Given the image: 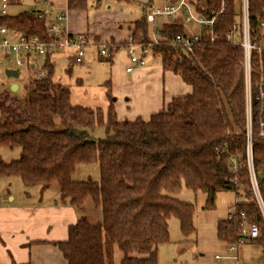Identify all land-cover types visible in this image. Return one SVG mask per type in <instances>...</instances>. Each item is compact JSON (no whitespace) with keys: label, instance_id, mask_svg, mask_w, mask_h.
<instances>
[{"label":"trees","instance_id":"16d2710c","mask_svg":"<svg viewBox=\"0 0 264 264\" xmlns=\"http://www.w3.org/2000/svg\"><path fill=\"white\" fill-rule=\"evenodd\" d=\"M101 1L96 0V8ZM235 2L197 0V11L207 17L225 6L215 30L219 37L214 42L203 34L192 53L165 43L152 48L150 57L160 58L163 69L178 75L192 92L174 97L148 120L139 117L120 121L111 90L107 113L100 108L72 105L70 87L55 78L51 55L44 63L45 77L34 78L27 87V99L0 92V147L21 150L19 160L0 162V175L17 177L28 188L57 182L61 204L81 210L91 199L101 207L99 224L79 220L69 227L67 241L52 243L68 264H106L104 238L123 252L121 264H158L159 247L170 240L171 218L179 220L184 235L196 231L195 206L174 198L183 187L205 193V209L214 207L221 192H244L243 201L233 206L235 218H227L218 225V239L227 245L237 242L241 212L264 227L249 191L243 158L244 49L226 38L236 21ZM67 3L71 11H85L89 7V0ZM249 15L250 38L259 41L264 0H249ZM3 24L27 37H39L43 42L49 39L46 19L40 20L30 11L10 15ZM135 24L133 43L140 48L150 42L151 25L146 14ZM164 27L170 34L184 32L181 25ZM112 58L113 55L111 62ZM257 59V54H253L254 149L256 169L262 172L264 137L258 132L259 103L255 100ZM98 127L104 129L105 137L90 139L89 133ZM233 157L240 161L237 180L230 171L229 160ZM93 163L100 168L99 182L73 180L77 165ZM261 185L264 198L263 181ZM256 243L264 244V238ZM134 253L139 256H132Z\"/></svg>","mask_w":264,"mask_h":264},{"label":"rangeland","instance_id":"374dc122","mask_svg":"<svg viewBox=\"0 0 264 264\" xmlns=\"http://www.w3.org/2000/svg\"><path fill=\"white\" fill-rule=\"evenodd\" d=\"M38 1V0H37ZM63 4L65 1L60 0ZM55 0V7L60 3ZM11 15H18L25 11L41 10L45 11L48 7L44 3H39L37 6H32V0H11ZM235 17L236 22L241 23L243 20V0H236L235 2ZM185 30L195 31L196 28H188ZM151 35V33H150ZM124 51V50H123ZM68 57H55V78L61 83L68 85L71 90V103L74 106H82L92 109L100 108L104 113H107L110 105V98L108 91L111 90L112 98L115 102L125 107H133L136 111L139 110L140 105H143L142 96L143 92L153 90L155 93L161 94L166 90L167 94H183L186 92V84L172 79L170 83L165 82L162 78H156L153 85L139 83L133 88L136 93L131 95H124L118 98L111 87V61L108 57H102L99 49L92 48L90 51L86 50V55L83 63L77 64L76 53L73 50L66 52ZM136 54L140 55V51L136 50ZM51 56V57H52ZM129 56V54H128ZM54 58L55 61H54ZM130 58V57H129ZM52 59V58H51ZM45 60L44 57L37 59L38 66ZM71 60V61H70ZM147 64L161 65V59H154L150 56L146 57ZM74 63V64H73ZM152 63V64H151ZM73 65V66H71ZM120 63H117V71L120 70L121 78L123 69ZM39 67L31 69L28 66L15 67L0 65V92H9L13 97L21 100L28 98L27 87L31 84L32 80L39 78ZM120 68V69H119ZM122 69V70H121ZM17 71L18 76H8L7 71ZM46 75V73H45ZM110 85H109V84ZM169 86V88H168ZM119 93H126V85L121 80ZM138 97V99H137ZM130 100V101H129ZM133 100V102H131ZM130 103V104H128ZM145 105V103H144ZM128 108H125L126 112ZM117 109V108H116ZM117 115L121 118V114L116 110ZM129 112L126 114L128 118L133 115ZM126 120V119H124ZM130 121V119H128ZM105 137L103 128L98 127L93 132L89 133V138L97 140ZM20 148L9 149L0 147V162H12L19 160ZM73 180L76 182H87L89 180L94 182L100 181V168L97 163L93 164H80L77 165ZM14 194L15 201L13 202L6 193ZM10 194V196H11ZM177 200L186 203H192L195 206L193 216V223L195 233L191 235H184L181 231V225L177 218L173 217L169 221V242L161 245L158 250V264H236L237 262L229 259L216 260V256H237L240 264H264V244L250 243L241 246L237 252L229 253L227 251V244L218 239V225L221 221H225L233 209L235 203V192L224 191L217 195L215 205L211 209H205L207 196L203 192H193L187 187L174 196ZM40 200L44 203L40 204ZM61 206L60 202V187L57 182L49 186H35L26 187L21 180L17 177L6 178L0 175V207H4L5 211L12 210L17 212L16 209H26V214L22 218H12L4 221L0 218V245L7 248V239L13 230L15 222L21 219L25 222V226L20 227L22 230H27L26 234L30 236H38V240H47L49 238H60L58 232H55V226L51 217L44 216L40 211H46L54 204ZM35 204V205H33ZM28 205V207H25ZM67 207H71L67 205ZM72 208V207H71ZM77 221L85 219L91 224H99L102 221L101 207L93 203L91 199L85 202L83 209L77 210L75 208ZM12 228V229H11ZM3 231V232H1ZM41 233V235H39ZM50 233L51 236L48 234ZM56 234V235H54ZM54 236V237H52ZM2 243V244H1ZM29 248V247H28ZM104 251L106 256V264H121L124 257L122 251L116 246L111 245L107 238H104ZM9 255L12 257V251L8 249ZM132 256H139L137 253ZM10 257V258H11ZM13 259V258H12ZM14 261V260H13ZM14 264H17L14 262Z\"/></svg>","mask_w":264,"mask_h":264},{"label":"built area","instance_id":"2783aa9c","mask_svg":"<svg viewBox=\"0 0 264 264\" xmlns=\"http://www.w3.org/2000/svg\"><path fill=\"white\" fill-rule=\"evenodd\" d=\"M44 3L48 9L45 11L34 10L30 12L42 20L47 21V31L49 39L43 42L39 37H27L19 34L3 24V20L9 17L11 0H0V65L15 67H32L38 68L37 59L54 55L58 52L73 50L76 53L77 64L83 63L86 55V48L95 46L99 49L102 57H112L118 50L114 44L107 42L92 43L93 41L86 34H73L67 27L68 11H60L54 14L52 0H38ZM161 1V4H158ZM197 0H151L147 13L146 20L151 25L150 42L137 48L133 43L132 35L127 40L126 50L128 51L132 65L145 66L146 57L151 56L152 48L162 43L168 44L175 49L183 50L184 52L192 53L194 48L201 42L203 34L209 35L212 42L218 39L216 26L219 23L221 15L224 12L225 6L219 12H213L210 16H205L197 11ZM249 0H243V20L241 23H234L232 29L227 33L226 38L235 45H240L244 49L245 55V81H246V129H245V148L243 158L247 170V178L249 180V191H251L254 201L256 202L262 224L264 226V198L263 187L261 181L264 182V170L258 172L255 166V149H254V128L255 121L253 117L254 104V84L252 81V55L257 54V65L259 68V80L256 84L258 94L255 100L259 103L258 126L259 136L264 137V23L261 24V38L259 41H252L250 38L249 25ZM181 25L184 28L183 33L170 34L164 26ZM196 28L195 31H188L185 28ZM241 33V37H239ZM139 49L140 55L136 54ZM45 63V62H44ZM44 63L39 67V78L45 77ZM132 67L127 71L131 72ZM230 171L235 175V180L238 179L240 173V161L237 157L229 160ZM241 187H239L240 189ZM235 203H240L244 199V192L240 190L235 193ZM234 203V204H235ZM232 210L228 216L229 220L235 218ZM241 222L239 225V237L234 244L227 245L229 253L237 252L241 246L262 241L264 238V227L257 222L251 221L245 213L240 214ZM222 259L234 260L240 264L237 256H216V260Z\"/></svg>","mask_w":264,"mask_h":264},{"label":"crops","instance_id":"0c3cea01","mask_svg":"<svg viewBox=\"0 0 264 264\" xmlns=\"http://www.w3.org/2000/svg\"><path fill=\"white\" fill-rule=\"evenodd\" d=\"M52 1L54 5L53 15L60 11H68L67 27L71 33L86 34L90 40L93 41L92 43L107 42L120 47V49L113 55L112 58V74L110 80L112 90L118 95V98L128 94L131 95L132 93H135L137 96H139L140 94H138V92L136 93V89L133 87L139 83L153 85L156 78L160 79L163 77L164 83H170L172 79H176L185 84L178 75H175L171 71H165L162 64L150 66L146 64L145 66H139L132 65L130 61L128 51L126 50L127 45L125 44L135 29V23L143 19L147 13V9L151 0H102L101 6L99 8L95 7L96 0H89V7L85 11L69 10L67 0H64L65 2L63 4L60 0H58L60 3L56 7L54 2L55 0ZM32 2V6H37L39 3H41L37 0H32ZM161 3V1H158V4ZM92 48L96 47L91 45L86 48V50L90 51ZM67 51L68 50L55 53L53 56L56 58L61 56L68 57L66 54ZM53 56L51 57L52 60ZM56 58H54V61ZM44 62L45 60H43L41 63L43 64ZM147 62L148 61L146 60V63ZM117 63H120V66L123 69L122 78L120 70L117 71ZM130 67H132L133 70L128 72L127 69ZM121 80H123L126 85V93L118 92L121 85ZM185 87L186 92L183 94L168 95V92L164 90L163 93L157 95V93L150 89L144 91L142 93V102H144L145 105L144 103L143 105H140L138 111H136L131 106L128 108L120 104V102H115V108H117L116 110L122 115L121 118L118 116V119L120 121H125L124 119H130V121H134L141 117L144 120H148L153 113L162 110L174 97L184 96L192 92L190 86L186 84ZM131 102H133V100ZM125 108H128L127 112ZM129 112H135L132 113L133 115L129 116L131 118L126 117L128 116L126 114H129ZM10 194L11 193L9 192L6 193V196L10 197L14 202L15 196L14 194H11L10 196ZM40 204L43 205L44 203L40 200ZM25 207H28V205H25ZM2 208L0 207V218L4 221L12 218L23 219L24 217L22 214L27 213L26 209L24 210L22 208L21 210L16 209L17 212H14L13 209L5 211ZM72 208L67 207V205L61 204L60 206L55 203L46 211L38 212L42 213L44 216L51 217L53 225L56 227L55 232H58V237L60 238L38 240V238H35L38 236H33L34 234L30 236L29 234H26L27 230L20 229L21 225L26 227L25 222H22L21 219H19L18 222H15L14 226L12 227L13 230L9 235V239L6 240L7 248H3L2 245L4 244L2 243V245H0V264H14V262L17 264H68L59 248L54 246L52 243L64 242L68 240L69 227L78 222L75 220L76 214ZM48 234L51 236L50 233ZM39 235H41V233ZM40 241L45 243H38ZM8 249L12 251V257L9 255Z\"/></svg>","mask_w":264,"mask_h":264},{"label":"water","instance_id":"95a60500","mask_svg":"<svg viewBox=\"0 0 264 264\" xmlns=\"http://www.w3.org/2000/svg\"><path fill=\"white\" fill-rule=\"evenodd\" d=\"M7 75L8 76H13V77H17L18 76V72L17 71H7ZM74 136L76 137H80V135H78L75 132H72Z\"/></svg>","mask_w":264,"mask_h":264}]
</instances>
